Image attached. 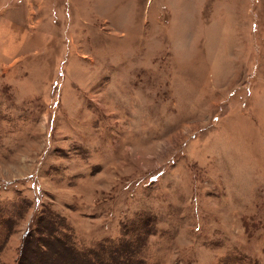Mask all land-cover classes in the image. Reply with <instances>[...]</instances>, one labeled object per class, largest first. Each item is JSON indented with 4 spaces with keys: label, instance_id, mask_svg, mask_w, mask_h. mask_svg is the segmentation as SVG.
Listing matches in <instances>:
<instances>
[{
    "label": "rangeland",
    "instance_id": "374dc122",
    "mask_svg": "<svg viewBox=\"0 0 264 264\" xmlns=\"http://www.w3.org/2000/svg\"><path fill=\"white\" fill-rule=\"evenodd\" d=\"M0 264H264V0H0Z\"/></svg>",
    "mask_w": 264,
    "mask_h": 264
}]
</instances>
